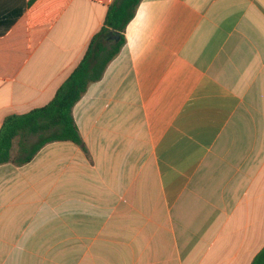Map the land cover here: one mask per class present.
<instances>
[{
    "label": "crops",
    "instance_id": "1",
    "mask_svg": "<svg viewBox=\"0 0 264 264\" xmlns=\"http://www.w3.org/2000/svg\"><path fill=\"white\" fill-rule=\"evenodd\" d=\"M28 10L0 0V39ZM107 11L68 0L0 79V129L54 99ZM125 35L74 106L84 148L56 141L0 166V264H251L264 248V0H143Z\"/></svg>",
    "mask_w": 264,
    "mask_h": 264
},
{
    "label": "trees",
    "instance_id": "2",
    "mask_svg": "<svg viewBox=\"0 0 264 264\" xmlns=\"http://www.w3.org/2000/svg\"><path fill=\"white\" fill-rule=\"evenodd\" d=\"M93 1L108 6L104 26L49 104L4 119L0 129V166L10 162L18 166L27 164L47 144L56 141H71L83 147L73 116L74 106L90 83L101 80L108 64L126 45L127 26L143 0ZM67 4L68 0H28L27 14L0 39V79L14 77ZM116 32L120 37L112 40ZM35 137L36 141L32 142ZM251 264H264V248Z\"/></svg>",
    "mask_w": 264,
    "mask_h": 264
},
{
    "label": "water",
    "instance_id": "3",
    "mask_svg": "<svg viewBox=\"0 0 264 264\" xmlns=\"http://www.w3.org/2000/svg\"><path fill=\"white\" fill-rule=\"evenodd\" d=\"M119 37H120V34H119L118 32H116V33L113 35L112 39H113V40H118Z\"/></svg>",
    "mask_w": 264,
    "mask_h": 264
},
{
    "label": "rangeland",
    "instance_id": "4",
    "mask_svg": "<svg viewBox=\"0 0 264 264\" xmlns=\"http://www.w3.org/2000/svg\"><path fill=\"white\" fill-rule=\"evenodd\" d=\"M34 141H36V137L32 139V142H34ZM14 154H16V150H15Z\"/></svg>",
    "mask_w": 264,
    "mask_h": 264
}]
</instances>
